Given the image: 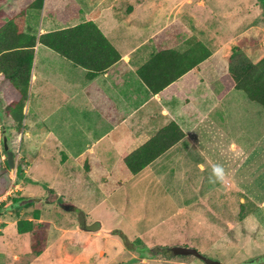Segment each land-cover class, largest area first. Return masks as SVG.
<instances>
[{
	"label": "crops",
	"instance_id": "crops-1",
	"mask_svg": "<svg viewBox=\"0 0 264 264\" xmlns=\"http://www.w3.org/2000/svg\"><path fill=\"white\" fill-rule=\"evenodd\" d=\"M26 1V5L20 6L24 10L23 30L34 36L35 44L22 119L23 124L25 119H29L30 124L20 131L23 141L20 161L25 166L15 176L10 192L16 200L6 203V213L31 211L23 218L5 221L4 227L13 225V231L8 233L13 234V244L17 239L22 240L17 236H24L27 232L34 237L32 228L16 226L18 220L45 225L42 247L22 264H115L119 261V254L134 258L133 244H141L138 240L140 234L156 227V224L146 226L139 233L125 222L123 211L127 210L126 205L138 198L137 195L153 197L161 193L169 197L174 204L175 215H178L182 238H187L184 236L186 227L190 231L195 230L196 235L206 237V240H200L203 244L214 242V237L228 236L230 194L226 188L230 182L227 157L229 147L234 144L228 143L225 133H215L218 127L209 114L224 94L219 97V91L204 82L198 68L200 64L208 63L216 51L210 50L206 59L157 92L149 91L136 74V70L153 54L163 50L182 53L187 50L190 38L201 41L198 31L192 28L190 14L177 11L181 4H190L191 0H132L133 6H129L130 11L126 15L131 16L135 26L133 30L138 37L123 47L114 44L109 38L110 31L102 28L99 11L103 0H80V12H84L81 18L75 14H52L50 11L57 10L55 0L49 2L52 7L48 11L43 9L45 0L41 1L40 8L29 7L34 0ZM62 1L67 5V0ZM168 1L170 6L165 5ZM18 2L22 3L21 0H7L1 11L18 12L21 9H12V4L16 6ZM250 3L252 8L243 10L250 18L219 42L221 48L227 46L233 35L240 36L238 44L243 46L247 43L264 44V8H260L255 0ZM90 8L91 12H88ZM87 20L94 22L119 55L116 61L90 79L85 78L84 68L37 41L42 33ZM148 23L154 24V28L143 34ZM259 33V42L257 38H244V35L257 36L255 34ZM174 60L173 54L161 55L154 64L155 70L170 73L175 69ZM171 64L173 66L169 67ZM221 74L217 75L218 81ZM2 87L3 84L0 90ZM0 104H4L1 92ZM52 119L55 120L52 122ZM170 121L181 129L182 138L138 172L132 174L127 169L128 173H125L122 156L142 145ZM216 137L220 138V156H225L224 180L210 183V174L207 173H212L216 164L208 154H212ZM236 148L239 156L245 154L241 147ZM190 156L191 160L197 161L192 163ZM218 183L225 187V192L215 200L221 206L214 201L213 195ZM236 193L238 204L245 196L253 204L264 202V196L256 199L238 190ZM178 196L180 200L177 202L185 203L184 206L175 203ZM58 205H64V209H59ZM34 210H37L36 215L32 213ZM74 211L77 213L72 222ZM164 219L161 217L158 221L164 223ZM102 221L112 225L104 235L100 233ZM97 223L98 228H93ZM4 227L0 229V243L7 256L8 235ZM116 235L121 239L115 238ZM82 237L84 239L80 240ZM96 238H100L101 245L94 246ZM108 240H116L115 246L108 247L110 250L105 247ZM144 256L156 260L157 254L152 255L151 252L150 256ZM183 256L188 257L183 264H201L193 261L192 255ZM167 260L171 264H180ZM8 263L17 264V259H10Z\"/></svg>",
	"mask_w": 264,
	"mask_h": 264
},
{
	"label": "rangeland",
	"instance_id": "rangeland-1",
	"mask_svg": "<svg viewBox=\"0 0 264 264\" xmlns=\"http://www.w3.org/2000/svg\"><path fill=\"white\" fill-rule=\"evenodd\" d=\"M21 1L22 3L20 4V2H18L16 6L12 4V9H22V7L27 4L26 0ZM24 1L25 4H23ZM133 1L103 0L100 4L99 17L102 22V28L106 27L110 31L109 38L119 47L127 45L138 37V34L133 30L135 26L133 25L134 22L131 20V16L126 15V13L130 11L129 6H133ZM35 2L40 3L41 1L35 0ZM49 2H52V0L44 1V11L51 9L52 6ZM250 2L253 3V0H191L190 4L183 3L177 10L178 12L190 14L191 25L192 28L198 31V38H200L201 42L209 51H216V54L208 63L200 64L198 68L204 82L212 89L219 91L220 96H222L223 93L221 89H219L221 85L217 80V75L225 72L228 58L233 51L237 49L241 50L252 61L264 56L263 43L259 45L258 43H247L245 46L241 45L239 47L238 42L241 39L239 41L238 39L240 36L233 35L225 48H221V44L219 43L222 39L232 35V30L236 32L237 28H241V25H244V22L250 18L246 11L243 12V10L252 8ZM63 4L64 2L62 0H55L54 5H57V10L50 12L54 15L75 14L77 18L82 17L84 12L83 10L80 12L82 9L80 7V0H67V5ZM170 4V1L165 3L166 6H170ZM110 6L113 8H108ZM90 10L91 8L88 12H91ZM38 13L39 12H37V15H39ZM227 23H229V26ZM148 25L149 23L146 25L143 34H148L149 31L154 28V24ZM229 27L234 28L230 29ZM207 31L210 32L206 35ZM210 34H212L213 37ZM255 35L257 36L244 35V38H257L259 42L261 34ZM242 46L245 47L244 51L242 50ZM255 49H257V51ZM54 55L58 57L57 54ZM62 70L64 71V69ZM64 72L73 74V72ZM5 110L4 104H0V187L6 185V190L3 195L0 196V229L4 227L5 221L23 218L27 216L26 214H30L31 211L28 210L23 213L19 211L6 213L8 207L6 203L11 199H16L10 192V189L14 187L13 181L18 176L19 169H23L25 166L24 163L20 161L23 149L20 131L25 125L28 126L30 122L27 121L29 119H25L23 124L24 119H22L18 126L17 123L12 120L15 118H13V116L8 117ZM211 110L209 115L211 119H213L214 125L218 127L215 133L218 134L220 131L225 133L228 136V143L234 144V146L229 147L230 154L227 157V167L229 168V177L227 178L230 182L229 186L226 188L229 190L228 195L230 194L228 198V220L230 222L228 236L214 237V242L203 244L200 240H206V237L202 238V236L196 235L195 230L190 231V228L186 227L184 229L186 230V235L184 236L187 238H182L179 232L181 229L178 227V215H175L174 204L169 197L162 196L161 193L153 197H141L137 195L138 198L132 201L131 204L126 205L127 210L123 211V216L126 218L125 222L129 223L131 227L139 233H142L141 231L146 226L156 224V227L151 231H143V233L140 234L141 238H138L141 242V244L139 243L140 245L137 246L135 244L138 243H132L134 246V258H130L127 254H119V261H117V263L171 264L167 259H172L173 261H178L180 264H183V262L186 263L188 257L185 258L183 255H174L171 252V247L185 244V246L189 245L186 247L194 248L204 257L219 261L221 264H264V202L263 200L259 202L256 201V204H253L246 196L242 198V203L240 202V204H238L236 202L237 190L246 193L245 195L250 194L256 199L263 198L264 196V108L248 100L241 90L232 89L228 93H224L223 98L219 100L218 104L212 107ZM54 120L55 119H52V122ZM39 127L42 126L39 125ZM2 130L6 136L8 150H10L14 156V168L11 170L7 167L5 154L2 150ZM219 143L220 138L216 137L213 139V151L211 156L208 154V158H212L213 164L223 167L225 166V156H220L218 149ZM236 147H241L245 151V154L239 156L236 152ZM252 147L254 148L251 149ZM191 158L190 156V160ZM198 158V160H201V157ZM191 161L195 163L197 160L193 159ZM202 162L205 164V161ZM123 169L125 173H128L127 168ZM207 174L211 175V173ZM221 192H225V187H221L218 183L213 189L214 201L220 197ZM60 200L61 199H59L58 202H60ZM175 200L176 204L181 206L185 205V203L177 202L180 200L179 196L175 198ZM217 204L221 206L219 202ZM57 207H59V209H64V205H58ZM213 208L216 209L215 206ZM32 213L36 215L37 210H34ZM76 213L75 211L72 212V222L74 221V217H76ZM223 215H225V212H223ZM161 217L165 218L163 221L164 223L158 221ZM92 218H94V215ZM105 218L106 217H104V219ZM18 221L16 222V226L26 228L32 227V235L34 237L27 232L24 236H17V238L21 237L22 240L17 239L15 243L12 244L14 240L13 234L8 233L12 232L14 227L13 225H6L4 228L7 233L6 235H8L6 238V242L8 243L6 251L8 255L6 256L5 252L2 251L0 243V264H9L8 260L10 259H17V264L24 263L30 256L36 253L32 246L30 245L28 248L27 244L29 245L34 241L36 243L41 242L39 238H41L40 235L44 227L40 225L43 223L38 224L36 222H30V224H24L22 221ZM75 221L78 222L79 220L76 219ZM102 222L100 233L104 235V231L111 228L112 225L108 221ZM184 223L187 226L188 222L186 221ZM72 226L75 227V225H71V227ZM115 230L118 233L121 232L119 229ZM109 234H111V232H109ZM114 237L118 239L119 236L117 237L116 235ZM83 239L84 237L80 240ZM115 243L116 240H108L105 242L106 249L115 246ZM32 244L34 245L35 243ZM93 244L94 246L101 245L100 238H96ZM143 246L145 248H143ZM151 252L152 255L153 253L157 254L156 260L144 256H150ZM143 257L145 258L141 259ZM192 259L193 261L204 264L203 261L197 257L192 256Z\"/></svg>",
	"mask_w": 264,
	"mask_h": 264
},
{
	"label": "trees",
	"instance_id": "trees-1",
	"mask_svg": "<svg viewBox=\"0 0 264 264\" xmlns=\"http://www.w3.org/2000/svg\"><path fill=\"white\" fill-rule=\"evenodd\" d=\"M6 1L0 0V85L3 84L0 92L6 108V115L13 116L15 119L12 120L19 126L30 77L35 39L33 35L23 30L24 10L21 9L15 13L1 11ZM255 2L260 8H264V0H255ZM40 4L41 2L34 0L29 4V7L40 8ZM37 41L72 64L84 68L86 79L92 78L97 72L104 70L119 58L111 43L90 20L42 33L38 36ZM187 42L188 48L185 52L160 51L150 56L147 62L136 70L137 76L149 91L157 92L209 56V49L198 39L190 38ZM238 46L241 45L238 44ZM237 50L230 54L226 70L218 78L221 92L224 94L232 89L241 90L248 100L264 108V56L252 61L241 50ZM165 54H173L175 57V69L170 73L162 69L155 70L154 64H157V59ZM172 66L171 64L169 67ZM182 136L181 129L173 121H170L159 128L142 145L124 154L122 161L129 172L134 174ZM20 172L21 169H19ZM5 190L6 185H2L0 196ZM15 200L11 199L10 202L14 203ZM22 222L30 224L28 221ZM44 225L40 226L44 227ZM30 228L32 227L27 229ZM40 236V243L31 244L35 251L42 247L43 232Z\"/></svg>",
	"mask_w": 264,
	"mask_h": 264
},
{
	"label": "water",
	"instance_id": "water-1",
	"mask_svg": "<svg viewBox=\"0 0 264 264\" xmlns=\"http://www.w3.org/2000/svg\"><path fill=\"white\" fill-rule=\"evenodd\" d=\"M1 145H2V150L4 151V154H5V161H6L7 167L8 169L11 170L14 168V156H13V153L10 150H8L6 136L3 130H2V136H1ZM93 228L95 229L98 228V223ZM171 252L174 255H192L202 260L204 264H221L219 261L204 257L194 248H189L186 246H173L171 247Z\"/></svg>",
	"mask_w": 264,
	"mask_h": 264
},
{
	"label": "clouds",
	"instance_id": "clouds-1",
	"mask_svg": "<svg viewBox=\"0 0 264 264\" xmlns=\"http://www.w3.org/2000/svg\"><path fill=\"white\" fill-rule=\"evenodd\" d=\"M210 183L222 182L224 180V170L220 165H213L212 173L208 177Z\"/></svg>",
	"mask_w": 264,
	"mask_h": 264
}]
</instances>
